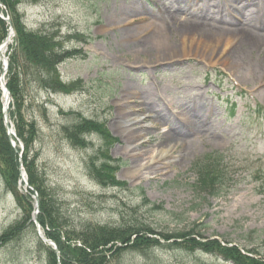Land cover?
Returning <instances> with one entry per match:
<instances>
[{"label": "rangeland", "instance_id": "374dc122", "mask_svg": "<svg viewBox=\"0 0 264 264\" xmlns=\"http://www.w3.org/2000/svg\"><path fill=\"white\" fill-rule=\"evenodd\" d=\"M239 1L39 0L19 6L28 30L84 37L80 42H66L65 47L83 52L59 67L62 80L81 81V90L53 95L31 84L29 88L34 87L28 88L24 107L26 118L35 121L38 129L32 152L37 154L36 168L49 197L57 204L59 217L66 222L64 231L81 232L87 225L137 228L143 226L133 225L141 223L171 234L199 224L206 239L256 248L264 256V183L252 182L246 175L255 158L264 164V56L241 54L243 70L229 73L221 61L209 65L192 53L182 58L173 57L172 52L158 56L162 45L141 30L149 22L141 11L163 17L157 28L163 30L159 39L179 52L180 26L192 19L193 13L206 9L213 15L207 23L212 37L220 36L219 45L224 44L227 36L222 31L237 26L218 25L216 21L232 13L233 6H241ZM256 2L259 4L244 8L246 15H255L254 20L258 12L264 14V0ZM129 19L134 23L129 24ZM207 29L199 33H210ZM13 44L11 41L4 53ZM136 50L141 54H134ZM236 52L243 51L239 48ZM255 58L262 68L256 69ZM231 105L236 108L233 116L228 115ZM129 108L138 114L150 108L152 112L142 117L144 125L133 121L130 127L121 118ZM161 111L170 125L157 123ZM79 117L104 122L117 143L106 151L101 138L94 135L87 137L92 145L86 149L73 147L61 129ZM178 125L188 127L185 129L195 136L164 139L167 134H163V127L169 131ZM135 128L151 130L142 138L129 139L128 133ZM163 146L167 154L149 166L154 150ZM210 150L225 154L230 180L229 189L216 198L194 191L195 175L190 170L191 164ZM104 153L116 165L115 159L120 160L116 178L126 182V188L104 190L93 182L87 164L91 157ZM145 199L163 211L150 210ZM26 215L30 213L25 203L17 204L0 176V234L10 225L23 222L22 232L0 248V264H46L47 251L39 248L34 225L24 223ZM122 224L129 226H118ZM173 241L163 243L159 239L160 245L142 252L126 250L115 258L108 257V262L229 264L215 254L168 247Z\"/></svg>", "mask_w": 264, "mask_h": 264}, {"label": "trees", "instance_id": "16d2710c", "mask_svg": "<svg viewBox=\"0 0 264 264\" xmlns=\"http://www.w3.org/2000/svg\"><path fill=\"white\" fill-rule=\"evenodd\" d=\"M38 1L0 0V4L5 7V10H0V13L10 16L16 33L15 46L10 48L12 53L9 56V69L6 77L7 88L12 98L8 115L14 125L16 135L14 140L22 143L24 148L21 159L27 174L28 184L39 195L40 214L38 222L45 229V236L57 244L60 251V264H109L108 257L115 258L126 250L146 251L160 245L159 239L165 243L174 240L168 247H179L190 252L203 251L208 254H215L232 264H264V256H261L256 248H243L227 240L221 243L218 240L206 239L203 237L202 226L199 224H194L188 230L171 234L158 232L141 223L133 225L143 226L137 228L87 225L89 227L81 232L76 230L64 232L66 222L59 217L57 204L49 197L43 178L36 168L37 154L32 153L38 136L37 124L35 121L26 118L24 107L26 109L27 90L31 84L35 85L38 90L53 94H70L80 89L79 81L66 84L61 80L58 72V66L67 59L75 57L77 52L68 51L64 48L65 41L70 37H62L56 32L31 31L26 28L23 16L19 12V6L34 4ZM6 29V24L0 20V43L6 36ZM61 131L64 138L76 148L88 146L83 136L89 134L98 135L105 146H110L115 141L109 136L103 123L93 120L80 119L71 125L62 127ZM20 152L18 143L16 148H13L8 140L0 109V175L6 189L12 193L18 203H25L26 210L31 213V193L28 191V194L23 196L18 191ZM223 161L221 154L213 152L197 159L192 164L191 172L195 175L193 189L196 193L215 198L222 196L228 186L229 179ZM87 168L90 177L100 187L104 189L126 188V184L118 181L115 177L119 166L110 162L105 153L99 158L91 157ZM144 203L154 212L163 211L160 205L150 204L147 199L144 200ZM29 220L30 215H26L25 221ZM21 224L16 223L0 236V247L21 233ZM133 237H135L134 240H132ZM177 239H181L182 242H177ZM40 245L47 251V264H58L54 252L42 243Z\"/></svg>", "mask_w": 264, "mask_h": 264}, {"label": "bare ground", "instance_id": "6f19581e", "mask_svg": "<svg viewBox=\"0 0 264 264\" xmlns=\"http://www.w3.org/2000/svg\"><path fill=\"white\" fill-rule=\"evenodd\" d=\"M256 1L257 0H240L239 5H241L242 9L244 10L246 6L247 7L253 6L254 4H256L257 3ZM235 14L236 12L232 11V13H230L228 16L219 18L221 21L233 23L235 25L238 23L236 29L229 31V32L222 31L227 36V37H224V39L226 38L227 39L223 42L224 44L219 45L220 40L218 38H220V36L216 35L218 38L215 36L212 37L213 31L212 29H210L211 27L209 24L205 23L203 25L202 22L196 23L194 21V19L205 20V22L209 21L211 18H213V15L211 14V12L209 10L202 9L200 11L198 10L196 14L193 13L192 15L194 17H192V20L185 23V25L180 26V30H182L181 31V36H182L181 50L182 51L180 50L179 52H176L174 48L169 45L170 43H167L166 41L165 43H162L163 38L159 39V36L161 35L159 31H163V30H158L157 28L160 25V22L163 23L164 21L163 17L157 16L156 14L150 15L146 10L141 11L140 15L142 16L147 15V18L149 20L148 26H146L145 28L141 30L143 32L150 33V35H152L151 39L153 40L157 39L159 45H162L160 46L159 52L156 53L158 56H164L165 54L168 55V53L172 52V55H174L173 57L182 58L192 53L195 57L203 59L209 65L215 64V62L221 61L223 65L229 68L228 70L229 73L231 72V73L237 74V72H240L243 70L242 66L245 65L243 61L241 60V54L250 55V53L256 52L257 55L264 56V19L261 18V19L254 20V16H255L254 14H252L248 19H244L240 14H237V18L235 19ZM133 23L134 21H131L129 19V24H133ZM243 23H245L246 25L244 29H241L240 26H243ZM204 27H208L209 29L207 30H209L210 33H205L202 36L199 33V31ZM252 29L258 30L261 35H257L256 32H254ZM215 31H218V30H215ZM134 48H136L135 45L133 46L132 49L135 50ZM239 48H241L243 52L238 54L236 50ZM134 54L139 55L141 54V52H138V50H136ZM235 58H237L238 60ZM257 61L258 59L255 58L254 64L256 66V69L262 68L258 65ZM155 65L158 66L157 63ZM5 66H6V61L2 57L1 67L4 68ZM153 69L156 70L155 68ZM131 92L133 93V90ZM151 112H152V109L150 108L138 114L133 109L129 108V112L126 115H123L121 118L124 120L125 124H128L130 127H132L131 122L133 121H137L138 126H140L141 124L144 125L143 123H145V120H142V117L144 118L146 116V113H151ZM167 119L168 117L163 111L158 113V119H157L158 124H163L167 122L168 121ZM167 124L170 125L171 122H167ZM149 130L151 129L150 128H145V129L135 128L134 132L128 133V137L129 139H132L134 136H136L137 138L138 137L142 138L143 134L145 132H149ZM185 130H186L185 128H182L180 125H178V127L174 126L169 131H166V127H163L162 131H163V134H167L164 136V139L170 140L176 137L177 139L175 140L178 141V138H181V137L184 138L189 134L190 130L189 131L186 130L187 132ZM166 146H163L161 148L158 147L156 148V150H154L153 155L150 156V159L148 160V163H147V164H150L149 166H152L157 163L156 162L157 157H160V156L162 157L163 153L167 154ZM131 151H134V150H131ZM137 155L138 153L134 154V156H137ZM184 156L186 155L185 154L181 155V157L183 158ZM179 161H180V158H179Z\"/></svg>", "mask_w": 264, "mask_h": 264}, {"label": "water", "instance_id": "95a60500", "mask_svg": "<svg viewBox=\"0 0 264 264\" xmlns=\"http://www.w3.org/2000/svg\"><path fill=\"white\" fill-rule=\"evenodd\" d=\"M3 20L6 22V24H8V25L11 27V21H10L9 18H5V19H3ZM10 30H12V28L9 29V32H10ZM8 38H9V36H8ZM1 81H2V79H1ZM8 96H9V93L6 91L5 107H6V104H7ZM4 121H5V126H6L7 128H9V122H8V119L6 118V113H5V112H4ZM9 133H10V132H9ZM35 209H36V210L38 209V200H37V198L35 199ZM36 220H37V217L34 216V217H33V221L36 222ZM46 242H47V241H46ZM48 243H49V242H48ZM54 249H55V252L58 253L57 248L54 247Z\"/></svg>", "mask_w": 264, "mask_h": 264}]
</instances>
